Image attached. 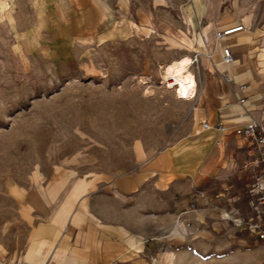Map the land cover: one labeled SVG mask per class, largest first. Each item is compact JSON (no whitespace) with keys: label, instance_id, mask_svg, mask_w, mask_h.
<instances>
[{"label":"rangeland","instance_id":"rangeland-1","mask_svg":"<svg viewBox=\"0 0 264 264\" xmlns=\"http://www.w3.org/2000/svg\"><path fill=\"white\" fill-rule=\"evenodd\" d=\"M33 15L28 28L0 24V264H22L38 200H62L87 178L133 169L139 141L177 150L197 98L177 99L169 88L166 70L185 56L170 58L162 44L67 41V29ZM248 178L235 210L197 193L175 206L185 217L174 232L187 233H175L173 245L158 235L151 264H264L253 229L264 228V216L253 209Z\"/></svg>","mask_w":264,"mask_h":264},{"label":"crops","instance_id":"crops-1","mask_svg":"<svg viewBox=\"0 0 264 264\" xmlns=\"http://www.w3.org/2000/svg\"><path fill=\"white\" fill-rule=\"evenodd\" d=\"M30 12L40 25L67 29V41L143 40L162 44L170 58H195L198 94L177 150L139 141L133 169L87 178L62 200H38L22 264H151L158 235L173 245L175 233H187L174 232L182 215L175 206H187L191 194L235 210L249 179L244 166L256 154L234 132L264 121V0H0V24L11 29L31 26ZM237 26L244 30L216 39ZM225 47L235 55L231 65ZM204 122L225 130H205Z\"/></svg>","mask_w":264,"mask_h":264},{"label":"built area","instance_id":"built-area-1","mask_svg":"<svg viewBox=\"0 0 264 264\" xmlns=\"http://www.w3.org/2000/svg\"><path fill=\"white\" fill-rule=\"evenodd\" d=\"M244 26H237L234 28H228L217 32L216 39L219 41L225 40L229 36L243 31ZM224 62L231 65L235 62V58L231 50L227 47L223 48ZM225 82H230L228 76L223 77ZM248 86L243 85L241 88L245 90ZM198 87H196V92L194 98L197 97ZM193 98V99H194ZM246 100L243 98L240 103H245ZM203 128L205 130L216 129L217 131H224L225 126L223 123H218L214 127H211L208 122L203 123ZM234 132L237 136L250 141L254 147L256 158L252 160L250 164H246L244 168L250 171L251 175V186L252 194L254 197L253 209L259 216H264V121L257 122L251 121L245 126L237 128ZM254 231L259 232L260 239L264 240V228L262 225H256L253 227Z\"/></svg>","mask_w":264,"mask_h":264},{"label":"bare ground","instance_id":"bare-ground-1","mask_svg":"<svg viewBox=\"0 0 264 264\" xmlns=\"http://www.w3.org/2000/svg\"><path fill=\"white\" fill-rule=\"evenodd\" d=\"M192 59L184 57L168 66L166 76L170 80V87L176 92L177 99L191 101L197 87V79L191 72Z\"/></svg>","mask_w":264,"mask_h":264}]
</instances>
